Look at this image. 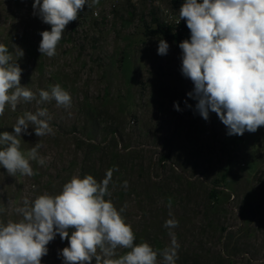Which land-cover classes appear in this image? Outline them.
Here are the masks:
<instances>
[{
  "label": "rangeland",
  "instance_id": "1",
  "mask_svg": "<svg viewBox=\"0 0 264 264\" xmlns=\"http://www.w3.org/2000/svg\"><path fill=\"white\" fill-rule=\"evenodd\" d=\"M184 2L86 4L49 58L38 47L50 25L33 15L34 0H0V44L22 69L21 86L38 97L60 84L72 97L67 110L54 100L39 106L49 112L51 134L37 137L30 126L32 134L21 135L24 153L42 145L45 164L30 162L35 175L12 176L0 166V222L19 220L15 209L25 198L58 194L73 176L99 182L111 169L105 199L123 209L134 243L159 253L174 238L176 264H216L226 254L230 262L223 264H264V126L229 136L214 112L205 121L187 95L193 84L181 74L179 45L151 34L161 23L190 31L184 20L177 24ZM160 39L170 46L165 56L157 54ZM37 107L35 101H21L15 112L6 107L0 133H12L17 118ZM211 189L218 192L214 200ZM168 220L178 226L165 228ZM67 246L57 235L41 264H63L59 253Z\"/></svg>",
  "mask_w": 264,
  "mask_h": 264
},
{
  "label": "clouds",
  "instance_id": "2",
  "mask_svg": "<svg viewBox=\"0 0 264 264\" xmlns=\"http://www.w3.org/2000/svg\"><path fill=\"white\" fill-rule=\"evenodd\" d=\"M87 4L92 8L99 0H34L33 15L50 25V31L39 33L42 37L38 51L52 58L62 39L66 26L78 18ZM186 22L190 39L179 43L181 49V74L193 84L187 95L196 101L195 112L205 121L214 112L226 126L229 136H242L245 131L256 132L264 126V0H185L179 9V20ZM17 55L23 50L18 46ZM167 41H158L157 54L169 51ZM22 69L12 62V55L0 44V116L6 107L15 112L17 105L35 101V112L25 111L12 126V133H0V166L9 175L17 173L33 176L31 161L45 164L38 150V142L27 153L21 151V135L37 137L53 132L50 115L45 107L54 100L65 110L72 106L68 91L55 84L37 94L21 86ZM188 108H192L185 101ZM176 111H181L174 102ZM112 170L97 181L92 175L73 176L58 194L44 193L34 200L27 198L15 212L17 221L0 222V264H41L48 254L47 245L57 235L67 240L68 246L60 251L63 264H176L179 243L172 239L170 245L159 253L147 242L136 244L131 225L121 215L110 199L108 186ZM35 188V185H33ZM178 221L168 220L164 227H176ZM71 234H69V230ZM118 249H127L118 255Z\"/></svg>",
  "mask_w": 264,
  "mask_h": 264
},
{
  "label": "trees",
  "instance_id": "3",
  "mask_svg": "<svg viewBox=\"0 0 264 264\" xmlns=\"http://www.w3.org/2000/svg\"><path fill=\"white\" fill-rule=\"evenodd\" d=\"M151 34L155 36H161L165 38L166 40H169L177 45H179V43L185 39H190V31L178 32L177 30H174L173 27L162 24V23L157 24L156 28L151 31ZM217 195H218V192L215 191L214 189H211L208 193L209 199H213V200L216 199ZM229 258L230 256L226 254L225 258L224 257L219 258V261H217L216 264L229 263L230 262Z\"/></svg>",
  "mask_w": 264,
  "mask_h": 264
},
{
  "label": "built area",
  "instance_id": "4",
  "mask_svg": "<svg viewBox=\"0 0 264 264\" xmlns=\"http://www.w3.org/2000/svg\"><path fill=\"white\" fill-rule=\"evenodd\" d=\"M177 31L178 32H182V29L179 27V28H177Z\"/></svg>",
  "mask_w": 264,
  "mask_h": 264
}]
</instances>
